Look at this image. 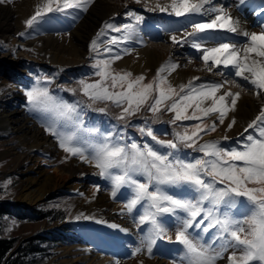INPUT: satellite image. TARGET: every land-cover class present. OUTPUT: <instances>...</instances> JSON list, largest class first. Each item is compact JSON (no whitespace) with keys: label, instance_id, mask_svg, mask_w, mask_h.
Here are the masks:
<instances>
[{"label":"snow or ice","instance_id":"snow-or-ice-1","mask_svg":"<svg viewBox=\"0 0 264 264\" xmlns=\"http://www.w3.org/2000/svg\"><path fill=\"white\" fill-rule=\"evenodd\" d=\"M92 3L94 0H40L33 14L24 21L25 29H33L41 21H46L49 14L69 16V10L87 11ZM239 3L243 5L246 0H239ZM260 10L264 12V7ZM147 11L186 18L191 31L184 32L185 42H189L190 38L191 47L202 53L199 59L207 71L211 72L223 65L229 70V75L234 72L235 77L250 84L257 94L264 91V27L259 33L242 30L239 21L224 7L213 6V0H168L164 4L157 0ZM127 16L132 18V23L118 27L105 22L92 39L89 51L99 56V41L106 35L105 30L122 33L121 37L113 36L104 41L103 50L109 53V58L95 59L92 67L98 79L92 82L79 80V91L91 102L89 107L100 102L121 108V114L117 117L119 120L147 107L153 116L160 113L162 108L173 113L170 120L173 124L177 121H201L192 125L191 129L175 133L176 141L202 153L200 158L185 162L172 151L161 154L147 143L142 147L135 142L121 145L109 136H102V142L99 143L82 139L78 135L82 131V121L75 119L79 115L77 106L53 96L48 87L41 86L39 78L35 86L24 92L28 111L42 114L41 126L67 153L65 159L78 157L98 169L97 175L111 182L112 197L115 198L122 187L131 189V196L122 211L126 210L131 215L138 205L143 207V213L135 217L133 222L137 228L147 225V230L140 238V246L133 249L132 256L146 250L151 257L157 240L167 234L161 218L173 216L178 222L175 242L182 246L180 264H217L229 249L232 251L227 257L228 264H264V106L247 124L236 146L226 148L220 140L197 143L201 133L216 130L214 122L204 124L203 119L215 114L219 123L224 124L228 113L236 110L239 93L225 91L218 94L222 84H195L198 77L179 85L177 90L163 75L170 74L178 67L171 61L161 65L148 83H144L143 75L133 77L131 72L114 71L112 64L121 56L119 53L112 55L110 46L118 47L132 40L138 33L137 25L144 20L143 16L132 11ZM193 16L210 18L194 21L191 19ZM217 32L234 33L246 40L240 46L237 43L218 42L215 46L206 47L205 42L215 39L214 34ZM19 35L24 36L25 33ZM171 40L173 44L180 43L175 35ZM121 51L127 52L129 49L123 48ZM220 74L224 75L223 72ZM44 80L51 82L47 77ZM228 82L241 87L235 80ZM96 110L105 112L106 107ZM235 122L233 117L227 128L232 129ZM69 125L75 130L67 131ZM250 129L252 132H249ZM85 131L95 133L98 130ZM139 131L162 147L178 149L177 142L158 139L151 127H141ZM221 139L227 141L229 137L223 136ZM113 169H119L120 174H114ZM135 176H143L144 182ZM162 186L181 189L184 197L169 194ZM191 193L196 195L191 197ZM221 206L227 211L221 212ZM232 209L236 210V214L231 212ZM180 213L186 215L181 216ZM198 217L202 219L198 220ZM74 219L94 220L97 224H106L121 232L128 231L94 216L79 214ZM190 229H200L205 234L210 229L217 231L211 241L206 243L204 236L199 232L193 234ZM168 239L171 241V237ZM116 264L120 262L116 261ZM173 264L176 262L173 261Z\"/></svg>","mask_w":264,"mask_h":264},{"label":"bare ground","instance_id":"bare-ground-1","mask_svg":"<svg viewBox=\"0 0 264 264\" xmlns=\"http://www.w3.org/2000/svg\"><path fill=\"white\" fill-rule=\"evenodd\" d=\"M253 2V6L260 3H263L262 6H264V0H246V3L243 5L239 3V0H226L227 6L223 3L219 7H224L234 19L239 21L241 29L247 31L250 29L248 25L244 24L240 16ZM38 3H40V0H18L15 5L7 4L0 6V50L6 59L12 60L13 58V61L10 63L13 68L16 67L15 64L20 58L36 60L35 58H31L32 54H20L17 51L20 47V41L17 35L23 28V22L33 14L35 6ZM130 3V0H94L86 17L71 31L70 35L44 33L35 39L24 42V44L31 47L37 53V59L41 63H61L64 65L81 63L82 57L85 55V43L97 31L100 21L119 15ZM151 3L155 4L156 1L152 0ZM239 8L243 9V11L238 10ZM260 9L254 15L259 20L264 19L262 17L264 12H261ZM204 17L205 19H200ZM209 18L208 16L191 17L194 21H206ZM262 27H264V22L261 27L258 26L255 29H261ZM169 29L173 30V32H168ZM186 30L191 31V25L188 24L187 19L184 17L173 25L166 22H158V26H155L153 30H148L147 32V35L150 36L149 45H144L140 38L135 36L130 40L132 55L130 54L114 61L113 65L131 72L134 76H138L146 74V71L150 69L154 71L159 65L167 62L169 58L174 60L172 63L178 65L170 74H163L167 76V80L172 86L179 87L181 84H187L193 77H198L200 81L205 80L206 84L213 82L222 84L223 87L218 94H223L225 91L239 93L236 110L228 113L224 124L219 123V127L213 135L205 136H228L231 138L238 131L245 128L259 114L261 107L264 106V91L257 94L256 90L250 84L235 77L234 72L229 75V70L225 69L223 65H219L209 72L205 69L203 61H196L190 58V60H187V56L183 58L179 57L183 51H185L183 53H189L191 48L173 44L171 37L175 35L180 40V37L184 36ZM219 34L220 32H217L214 36H218ZM219 38L224 43H237L238 46L242 45L246 40L245 37L233 38L232 36ZM194 52L197 53V56L202 55L201 52ZM210 63L211 61H209ZM222 72L224 75L220 74ZM11 74L17 81H22L18 74L14 72H11ZM26 76L31 77V74L28 73ZM232 80L237 81L241 87H237L236 84L228 82ZM10 115H17V113L14 112ZM233 117L236 122L232 129L229 130L227 124ZM9 120L11 123L15 122L9 114L0 117V131L4 135H11L17 130H14ZM209 120L213 123L214 120L218 119L213 114L209 117ZM27 130L21 136H17V139L12 141L10 146L0 151V158L15 153L17 158L22 159V157H28L31 159L26 176V183L22 187V191L18 197L20 203L31 205L43 198L47 192L57 188L72 190L80 195L79 206L73 215V220L79 222L85 221L84 219H74L77 215L83 214L85 216H94L108 223H115L120 228L127 229L128 231L125 233L119 231V229L109 228L106 224H97L94 220H91V223L100 228V235H102L100 239L105 250L116 253V248L121 247L118 250L122 251V255L128 257V250H131L132 245L130 242L134 237V233L128 220H124L121 214L122 206L111 202L104 188L99 185L97 171L91 164L79 162L76 159H71L67 164L62 165L50 164L48 160L41 156L52 155L54 151H57L55 142L50 140L36 125L28 126ZM42 165L48 167L46 168ZM89 180L95 183V187L87 184ZM70 235L76 236L74 233H70ZM64 252L67 258L63 264L115 263L114 258H109L108 255L87 249L81 244L69 246ZM124 262L125 260L122 261V263ZM134 262L139 264L137 260ZM224 263L228 264L227 258L219 264ZM142 264H163V261L160 259L144 260ZM166 264L170 263L167 262Z\"/></svg>","mask_w":264,"mask_h":264},{"label":"rangeland","instance_id":"rangeland-1","mask_svg":"<svg viewBox=\"0 0 264 264\" xmlns=\"http://www.w3.org/2000/svg\"><path fill=\"white\" fill-rule=\"evenodd\" d=\"M135 3L136 0H133ZM142 0H140L139 3H141ZM18 2V0H3V2H0V6L7 5V4H12L15 5V3ZM93 4V3H92ZM92 4L88 7L87 11H81L79 9L76 10H69L71 13L69 16H62L59 14H52L53 16L57 17V20H54L52 16H49L46 18V21H41L38 25L34 27V29L26 30L25 25L23 22V28L18 32L17 38H19L21 41L20 42V47L17 49V51L20 54H32L31 58H35L36 60H29L28 58H20L18 59L17 63L15 64L16 67L13 68V66L10 64L13 61L10 59H6L5 56H3L2 51L0 50V117L2 115H7L11 117V119L15 122L10 123L13 125L14 130L16 132L12 133L11 135H4L0 131V151L4 150L8 146H10V143L14 140L17 139V136H21L24 131H28L27 127H31L33 125L38 126L41 131L48 136L43 127L41 126L42 124V119L41 116L42 114L40 113H33L28 111V102L27 98L24 95V92L28 89H31L33 86L36 85L37 78L40 79V84L41 86H46L49 88L50 93L57 97L60 100H63L69 104H74L77 106V113L79 114L78 116H75V119L78 121H82V124L80 125L82 131L78 133L79 136L82 137V139L85 140H90L92 142H102V136H109L112 141L115 143H119L121 145H128L133 142L139 144L141 147L147 143L150 146H152L155 150L159 151L161 154H166L169 151L174 152L176 156L179 158L185 160V162H193L196 158H200L203 154L196 151L194 148H188L185 147L183 144H179L178 141H176L175 133H182L186 128L191 129V126L197 123H201V121H196V120H187V121H177L176 124L170 123V120L173 117V113L166 111V113L169 115V117H166L167 120H165L163 123L160 121L158 124V117L156 116L152 121L151 119L154 116H149L148 118L144 119H135L131 116L128 117L125 122L128 121V123H124L121 120L116 119L115 117H112L107 111L105 112H99L96 109L98 107H108L112 110V107H110L108 104H99L95 103L92 104L88 109H86L85 102L81 99V95L83 94H75L73 91V88H67L66 85H68V79L67 80H61L58 84L57 83H52L51 81V76H46L44 72L39 71V68H36L35 66H39L42 69H50V70H56V77H60L62 72H67V73H72V69H78L81 70L82 73L77 75L73 74L70 75L72 79H74L77 83L81 79L88 80L89 82H92L98 77L95 76V69L92 67L93 63L95 62V59H107L109 58V53L105 52L104 46L102 45L103 48H100L99 56H97L96 53L90 54L88 51V45L90 41L95 37H91L87 42L85 43L84 46V52L85 56L82 57L83 63H77V64H49L45 65L46 63H41L39 59H37V53L32 50L31 47L26 46L24 42L28 40L35 39L42 35L43 32H52V33H62L65 35H70L71 31L79 24L82 19L86 17L88 14V11ZM133 6H137V4H133ZM151 7V6H148ZM146 7L145 9L147 10ZM126 7V10L132 11V9ZM132 12L136 13H141L139 11L133 10ZM159 15L163 16L164 18L168 16L167 13H160V14H149V13H144L141 14V16L144 17V20L137 25V28L140 26L144 29H149L151 28L158 20L160 17ZM75 17V19H73ZM175 19H181L182 17H175ZM28 19V18H27ZM115 22V25L117 24L118 27L122 24L126 23H132V18H129L126 14V11H123V14H121V17L118 18H107L104 19L101 24L99 23L98 29H100L101 25L105 22ZM111 23V22H110ZM40 30V32H39ZM43 30V32H41ZM106 35L111 31L110 29L105 30ZM24 32L25 35L21 36L19 35L20 33ZM116 37H121L122 33H115ZM141 40H146L147 36H145V33H142L140 35ZM103 38L101 41H106L109 39V37L102 36ZM22 39H25L22 41ZM210 42L211 44L209 46H214L216 45V42L213 40H208L205 42V46L207 43ZM124 42L121 43L118 47L117 46H110L112 47V55H115L116 53L119 54H131L130 52L131 47H125ZM130 45V44H129ZM182 45L185 46H191L190 42H185L183 41ZM127 48L129 51L124 52L121 51V49ZM93 55V59H92ZM188 57V55H186ZM123 57V56H122ZM116 61V60H115ZM112 69L116 72L124 71L123 68H118L112 64ZM197 70V69H196ZM11 72L16 73L20 76V79L22 81H17L15 77L12 76ZM129 72V71H127ZM153 71L150 69L146 71L148 75H143L144 76V83L150 82V78H152L153 75H150ZM32 74V77L26 76V74ZM140 76V75H138ZM13 77V78H12ZM47 77L50 79L51 83L55 87H50V84L47 83L44 78ZM135 77V76H133ZM56 78V79H57ZM216 79V78H215ZM148 80V81H147ZM220 81V80H219ZM63 83V85L61 84ZM206 84V81L198 80L196 81V84ZM30 85V86H29ZM62 85V86H60ZM79 86V84H78ZM177 88V87H175ZM178 90V88H177ZM68 95L71 99H66L64 98L65 95ZM84 96V95H83ZM91 103V102H90ZM116 107L115 105H113ZM118 108V107H116ZM16 112L17 115H10L12 113ZM140 112V111H139ZM189 112H191V109H189ZM138 114V112H137ZM165 117V113L163 114ZM142 118V117H140ZM169 118V119H168ZM207 122L210 120L207 118H204ZM203 121L204 124L206 122ZM216 124V130L219 127V120L214 121ZM162 123V124H161ZM161 124V125H160ZM22 126V127H21ZM141 127H151L153 129L154 134L157 136L158 139L160 140H173L174 142L178 143V149L173 150V149H168L165 147H162L158 144L155 143L151 139V137H148L146 135H142L139 129ZM92 129H97L98 131L95 133H91L90 131H85V130H92ZM67 131H73L75 130L71 125L66 129ZM215 130V131H216ZM252 131L251 129L249 132ZM241 133H244L243 131H238L236 133V136L234 138L230 139L229 142L235 143V141L239 140L241 138ZM204 133L200 134V139L197 141V143H204L206 141H212L208 139H203L201 136ZM247 135V134H245ZM227 141L221 142V145L230 148L233 147L234 145L229 143ZM67 156V153H65L62 149H59L57 147V151H54L52 155H44L41 157H44L46 160L50 162V164H56V165H62V164H67L71 159H76L79 162H82L78 157H70L68 159H65ZM31 159L28 157H22V159L17 158L15 153L7 155L5 157L0 158V180L3 181V183L6 185V194L2 196V199H6L5 201H10L13 205L19 206L17 210L22 211V209H26L25 207H35L39 205H44L45 203L47 204L50 203L51 199H56V201L59 199V201H62L66 204L65 208L71 209L70 214H69V221L72 223V229H65L63 227V222H56L53 221L52 223L47 222L46 220H36V221H27L26 223H14L12 221V224L14 223L15 225H12L11 228V233L14 235H19V236H28L33 233H38L40 232L41 234H46L53 237L52 239H56V243L53 245L52 248V255L51 257L45 261L43 264H63L65 259L67 258V255L65 254L66 248L69 246L75 245V244H81L84 245L87 249H92L94 251H97L100 254H105L108 255L109 258H114L115 263L116 261H119L120 264H136L134 261L137 260L139 264L141 262L143 263L144 260H156L160 259L163 261V264H166L169 262L170 264H173V261L176 262V264H180V256L182 255V246L179 245L178 243L175 242V231L177 227V221L175 217L173 216H165L162 217L161 220L164 223V227L167 229V234L163 239H158L156 242V245L154 246L153 249V254L151 257L148 256L146 253V250H143L141 253L137 254L136 256H132L131 253L135 247L140 246V238L143 235V232L147 230V225H142L140 228H137L136 224L133 222L135 217H138L140 214L143 213V207L137 206V210H134L133 214L129 215L126 210L122 211V215L124 220L128 219V222L131 225L132 231L134 235H136V238H132L130 244L131 250H128V257L125 255H122L121 252L118 249L121 247L116 248V253L111 252L109 250H105L103 243L101 242V236L100 235V228L97 225H94L91 223V220H85L83 222L75 221L73 220V215L76 212L78 206H79V198L80 195L77 194L76 192L69 190V189H53L49 192H47L43 198L39 199L37 202H34L31 205H24L20 203L18 197L22 191V187L26 183V176L28 172V167L30 164ZM41 163V162H40ZM43 167H48L45 165H42ZM94 167V166H92ZM112 172L114 174H120L119 169H113ZM134 178L140 180L141 182H144V177L143 176H135ZM107 185V188L105 189L106 194L108 195V198L116 203L120 204L123 208V205L126 203L127 199L131 196V189L127 187H122L120 191L117 193V196L114 198L111 196V182L109 180L104 179ZM87 184L92 185L95 187V183H91L90 181L87 182ZM106 185H104L106 187ZM165 191H167L169 194L172 195H178L181 197H184V193L182 192L181 189H177L174 187H169V186H162ZM151 190V189H150ZM196 194L191 193L190 196L194 197ZM208 205L206 204L205 207ZM121 208V210H122ZM221 212L227 211L223 206H221L220 209ZM24 212V211H23ZM231 212L233 214H236V210L232 209ZM181 216H184L186 214L180 213ZM202 219V217L197 218ZM11 224V223H10ZM190 232L193 234L200 233V235L204 236V242H210L213 235L217 231L216 229H210L209 233L205 234L202 233L200 229H190ZM69 233V234H68ZM70 233H74L76 236H71ZM142 233V235H141ZM78 236V237H77ZM168 237H171V241L168 239ZM103 241V240H102ZM231 249H229L227 252L224 253L223 258L227 256L228 253H231ZM222 258V259H223ZM226 258V257H225ZM219 259V260H222ZM122 263V261H124ZM218 260V261H219ZM217 261V262H218ZM226 264V263H224Z\"/></svg>","mask_w":264,"mask_h":264},{"label":"trees","instance_id":"trees-1","mask_svg":"<svg viewBox=\"0 0 264 264\" xmlns=\"http://www.w3.org/2000/svg\"><path fill=\"white\" fill-rule=\"evenodd\" d=\"M6 192L5 184L0 180V264H43L52 255L54 240L40 232L14 235L11 226L36 220L66 221L69 208H65L66 204L59 199H51L50 203L47 201L25 213L17 210L19 206L2 199Z\"/></svg>","mask_w":264,"mask_h":264}]
</instances>
